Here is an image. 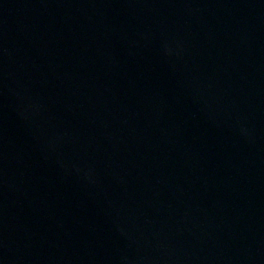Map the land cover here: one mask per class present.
I'll return each instance as SVG.
<instances>
[{
  "label": "water",
  "instance_id": "water-1",
  "mask_svg": "<svg viewBox=\"0 0 264 264\" xmlns=\"http://www.w3.org/2000/svg\"><path fill=\"white\" fill-rule=\"evenodd\" d=\"M0 264H264V0H0Z\"/></svg>",
  "mask_w": 264,
  "mask_h": 264
}]
</instances>
